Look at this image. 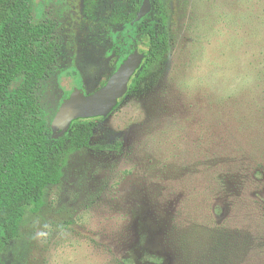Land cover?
Masks as SVG:
<instances>
[{"label": "rangeland", "instance_id": "obj_1", "mask_svg": "<svg viewBox=\"0 0 264 264\" xmlns=\"http://www.w3.org/2000/svg\"><path fill=\"white\" fill-rule=\"evenodd\" d=\"M162 3L170 53L96 119L89 147L69 152L0 264H48L53 249L63 264H264V0ZM148 7L42 1L37 15L59 22L63 46L36 90L46 118L75 87L93 92L130 53L147 52L136 18ZM89 210L108 224L78 223ZM34 219L65 225L71 242L58 248L54 232L39 245Z\"/></svg>", "mask_w": 264, "mask_h": 264}, {"label": "trees", "instance_id": "obj_2", "mask_svg": "<svg viewBox=\"0 0 264 264\" xmlns=\"http://www.w3.org/2000/svg\"><path fill=\"white\" fill-rule=\"evenodd\" d=\"M140 1L149 7L136 18L137 29L150 36V44L128 92L150 63L172 49L162 0ZM36 6V0H0V253L18 237L27 209L38 212L48 187L61 182L69 152L89 147L96 119H103H76L66 134L54 137L55 114H42L36 90L52 73L63 46L59 22L41 19Z\"/></svg>", "mask_w": 264, "mask_h": 264}, {"label": "water", "instance_id": "obj_3", "mask_svg": "<svg viewBox=\"0 0 264 264\" xmlns=\"http://www.w3.org/2000/svg\"><path fill=\"white\" fill-rule=\"evenodd\" d=\"M144 59L145 53L135 50L122 61L108 80L93 92L86 93L75 87L63 100L52 119L54 137L59 138L66 134L76 119L109 116L119 100L127 94L131 79L142 66Z\"/></svg>", "mask_w": 264, "mask_h": 264}, {"label": "clouds", "instance_id": "obj_4", "mask_svg": "<svg viewBox=\"0 0 264 264\" xmlns=\"http://www.w3.org/2000/svg\"><path fill=\"white\" fill-rule=\"evenodd\" d=\"M239 83V82H238ZM243 83H251V77H248ZM189 88L194 89L196 85L194 83H190L187 85ZM78 223H83L91 230L96 231L108 224L106 218L96 216L91 210H89L84 216H82ZM40 224L39 220H31L30 227L33 228V233L31 239L36 241L41 246H47L49 240L51 239L54 232L58 233L59 243L57 245L58 248L66 247L70 241V233L68 232L67 228L63 224L57 223H43L42 226L37 227ZM55 252V249L51 250L48 264H63V261L58 260L55 255L52 253ZM109 259L108 257H100V260L106 261ZM84 264H99L98 259H89L84 262Z\"/></svg>", "mask_w": 264, "mask_h": 264}, {"label": "flooded vegetation", "instance_id": "obj_5", "mask_svg": "<svg viewBox=\"0 0 264 264\" xmlns=\"http://www.w3.org/2000/svg\"><path fill=\"white\" fill-rule=\"evenodd\" d=\"M36 1H37V6H36V10H37V8L39 7V5H41V3H42L43 0H36Z\"/></svg>", "mask_w": 264, "mask_h": 264}]
</instances>
